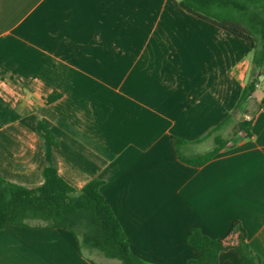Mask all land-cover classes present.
<instances>
[{"label":"crops","instance_id":"1","mask_svg":"<svg viewBox=\"0 0 264 264\" xmlns=\"http://www.w3.org/2000/svg\"><path fill=\"white\" fill-rule=\"evenodd\" d=\"M252 79V45L180 0H0V173L35 187L45 150L37 122L59 139V173L101 192L130 248L154 264H186L198 228L219 238L240 221L264 264V63L236 136L205 165L178 158L174 138L200 144ZM53 95L59 97L47 102ZM0 264H93L63 228L8 225ZM101 264H106L102 259ZM218 264H242L236 249Z\"/></svg>","mask_w":264,"mask_h":264},{"label":"trees","instance_id":"2","mask_svg":"<svg viewBox=\"0 0 264 264\" xmlns=\"http://www.w3.org/2000/svg\"><path fill=\"white\" fill-rule=\"evenodd\" d=\"M180 3L187 12L252 45V79L232 112L208 134L214 137V146L187 156L180 149L188 142L174 138L178 158L200 167L236 136L242 134L248 138L253 134V122L242 116V110L258 87L264 63V0H180ZM58 97L49 96L46 101L52 102ZM36 129L44 143V182L35 187L23 186L6 180L0 173V231L8 225L63 228L74 234L80 251L93 264H101L102 259L106 264H154L132 252L122 225L101 192L103 180L92 179L80 190L71 186L59 173L56 160L59 139L52 131V123L40 118ZM188 243L200 256L189 259L186 264H218L220 253L228 249L239 252L242 264H261L240 221L233 222L228 234L219 238L196 228L188 236Z\"/></svg>","mask_w":264,"mask_h":264},{"label":"rangeland","instance_id":"3","mask_svg":"<svg viewBox=\"0 0 264 264\" xmlns=\"http://www.w3.org/2000/svg\"><path fill=\"white\" fill-rule=\"evenodd\" d=\"M263 86L258 90V93H262L261 91L264 90V80H262ZM231 129V128H229ZM200 149L205 151L207 149H210V147L212 146V144H210L209 141L203 142L202 144L199 145Z\"/></svg>","mask_w":264,"mask_h":264}]
</instances>
